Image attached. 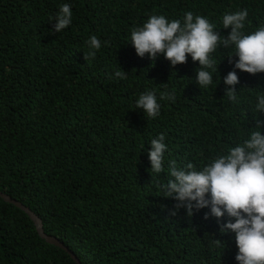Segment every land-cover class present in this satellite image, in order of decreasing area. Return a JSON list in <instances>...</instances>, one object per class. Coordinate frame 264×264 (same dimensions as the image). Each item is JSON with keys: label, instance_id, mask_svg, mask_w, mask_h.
Here are the masks:
<instances>
[{"label": "trees", "instance_id": "16d2710c", "mask_svg": "<svg viewBox=\"0 0 264 264\" xmlns=\"http://www.w3.org/2000/svg\"><path fill=\"white\" fill-rule=\"evenodd\" d=\"M65 3L72 22L55 34L52 18ZM242 9L245 34L264 23V0H0V192L30 208L82 264H237L235 234L220 233L227 215L177 210L160 190L167 171L152 173L147 153L163 133L165 169L169 160L200 169L247 138L264 73L236 70L237 104L223 83L238 60L229 62L234 48L212 54L213 84L200 89L190 55L173 68L162 55L140 58L129 42L151 15L187 11L227 37L223 15ZM93 35L101 48L86 60ZM118 67L126 79L115 77ZM146 90L161 104L155 119L135 108ZM166 91L174 102L160 99ZM0 264L77 263L0 197Z\"/></svg>", "mask_w": 264, "mask_h": 264}, {"label": "clouds", "instance_id": "9594fccd", "mask_svg": "<svg viewBox=\"0 0 264 264\" xmlns=\"http://www.w3.org/2000/svg\"><path fill=\"white\" fill-rule=\"evenodd\" d=\"M247 17V9L225 13L222 25L231 31L223 37L216 31L214 23L192 11L185 12L181 19L173 20L153 14L142 26L132 28L129 43L140 58L148 54L149 59L155 62L162 55L173 68L186 63L190 55L192 61L200 65L195 79L200 89L213 84L212 72H217L218 65L212 54L220 47L234 48L235 54L229 56V62L233 56L238 60L234 69L223 78V83L227 99L238 104L235 86L239 78L236 70L251 75L264 73V23L245 34ZM52 19L55 21L53 33L66 29L72 22L71 6L67 3L61 5ZM86 45L85 59H94L101 48V41L93 35ZM126 73L118 67L115 77L126 79ZM160 99L174 102V92L166 91ZM255 99L251 109L255 128L247 131V138L221 151L200 169L191 162L178 164L175 160H169L165 169L168 148L163 133L151 139L147 153L152 173L167 171L169 178L160 190L164 198L177 201V210L183 208L191 217L194 212L209 209L205 219L210 215L220 220L227 215L228 222L220 225V233L235 234L237 264H264V135L261 134L264 121L256 119L258 114L264 113V92H258ZM135 108L142 109L148 119L158 117L161 104L156 92L146 90L140 94ZM215 242L222 245L220 241Z\"/></svg>", "mask_w": 264, "mask_h": 264}, {"label": "water", "instance_id": "95a60500", "mask_svg": "<svg viewBox=\"0 0 264 264\" xmlns=\"http://www.w3.org/2000/svg\"><path fill=\"white\" fill-rule=\"evenodd\" d=\"M0 197H2L5 201L10 202V203L14 204L16 207L25 211L31 217V219L35 222L37 230H38L39 234L41 235V237L44 238L48 243L55 245L57 247H60L64 251L68 252L71 255L72 259L77 264H82L80 262V260L78 259V257H76V255H74L72 253V251L66 245H64L59 239H57L55 237H49L45 234L41 219L30 208L24 206L22 203L12 199L11 197L5 195L2 192H0Z\"/></svg>", "mask_w": 264, "mask_h": 264}]
</instances>
